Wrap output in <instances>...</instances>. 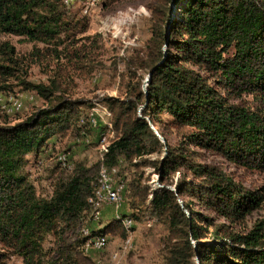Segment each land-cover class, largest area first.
<instances>
[{"label":"trees","instance_id":"16d2710c","mask_svg":"<svg viewBox=\"0 0 264 264\" xmlns=\"http://www.w3.org/2000/svg\"><path fill=\"white\" fill-rule=\"evenodd\" d=\"M159 1L137 65L142 72L137 86L124 99L101 101L111 113V129L101 127L98 134H113L103 163L89 168L78 163L69 177L54 183L48 199L36 194L24 173L25 157L40 154L54 137L79 133L86 105L68 100L57 80L48 86L26 82L18 76L25 56L0 44V94H11L16 81L45 101L60 96L12 126L0 105V264L7 254L20 264H93L82 253L89 241L117 229L126 238L122 223L139 220L134 213L88 229L87 237L75 235L86 212L92 213L101 169L117 167L115 180L125 181L120 176L125 163L133 169L124 190L131 208L167 230L163 264H264V186L246 189L225 164L209 161L217 157L235 168L264 172V0ZM65 9L64 0H0V34L42 44L31 54L39 60L53 54L83 68L86 48L70 42ZM149 74L144 92L141 82ZM148 169L158 178L156 187L144 181ZM258 212L262 218L251 221ZM219 220L224 223L216 224ZM47 237L56 242L53 256L43 247Z\"/></svg>","mask_w":264,"mask_h":264},{"label":"rangeland","instance_id":"374dc122","mask_svg":"<svg viewBox=\"0 0 264 264\" xmlns=\"http://www.w3.org/2000/svg\"><path fill=\"white\" fill-rule=\"evenodd\" d=\"M159 2V0H70V3H66L64 0L66 14L69 15L68 22L72 26L68 38L74 47L86 48L84 67L80 69L68 65L64 59H56L53 54L46 55L40 60L32 57L33 48L42 49L44 47L42 44H33L19 37L0 34V44L7 42L13 45L17 55L26 58L22 64L23 73H26H19L18 76L33 85L48 86L52 80H57L67 92L64 96L68 100L79 101L86 105L82 108L83 115L79 123L82 128L79 133L71 130L66 136L54 137L40 154L37 156L29 154L25 157L23 171L28 175L38 196L48 199L52 194L54 183L60 178L66 179L71 175L72 171H66L58 165L59 157L63 153H70L69 158L74 167L78 163H83L87 168L98 162L103 163L105 148L113 134L110 131L105 132L104 139L98 134L101 127L107 126L109 130L111 129V113L101 101L105 97L124 99L129 90L137 86L142 76L137 65L152 35L155 21L152 10ZM171 8L174 9L175 6L171 5ZM90 11L92 12L89 13ZM59 50L61 48H58ZM145 79L141 82L142 90ZM12 85L11 94H0V105L9 115L7 119L11 126L26 121L40 110L48 109L60 97L59 94H55L49 102L43 100L34 91L21 90L16 86V81ZM89 115L108 117L109 120H104V124L99 122L97 128L95 121L90 122L91 118L83 122ZM169 140L174 141L171 137ZM209 161L225 164L227 173L246 189L252 190L264 186V172L257 173L235 168L217 157L209 156ZM132 172L133 169L127 163L120 168V176L127 181V185ZM117 173L118 169L116 175ZM144 179L145 182L149 180L148 184L151 187L158 185L157 176L152 170H146ZM92 201L93 198L91 204ZM123 202L119 208L103 207L98 222H95V205L92 204L91 215L86 212L83 223L75 230V235L81 234L84 237V231L88 229L90 232L102 229L100 227H104L112 219L134 213L139 220L132 219V221L128 218L133 226L125 224L127 237H122L121 229H117L113 234L102 236L100 251L90 250L87 244L82 247L83 256L88 257L93 264H163L161 250L162 240L167 236L165 226L143 215L142 209H132L128 192L123 195ZM179 203L181 204L180 200ZM200 211L204 215L214 217L209 211ZM261 218L262 212L254 213L250 217L251 221ZM222 223L223 220L216 222V224ZM128 227L133 229L129 230ZM69 240L73 243L75 238L72 236ZM43 247L53 256L56 242L52 237H47ZM73 257L75 259L76 254ZM6 264H20V259L7 254Z\"/></svg>","mask_w":264,"mask_h":264},{"label":"built area","instance_id":"2783aa9c","mask_svg":"<svg viewBox=\"0 0 264 264\" xmlns=\"http://www.w3.org/2000/svg\"><path fill=\"white\" fill-rule=\"evenodd\" d=\"M85 1H93V0H85ZM91 12L92 11H90L89 13ZM87 16H88V13H87ZM89 116L93 121H95L97 127H98L99 122H102L104 124V120H109L108 117H98L97 115H89ZM58 165H62L60 161ZM116 169H117L116 167H113L112 171H110L109 173H104L95 185L96 192L98 189H106V194H109V201H102V199L97 198V203L94 206L95 222H98L99 220L100 210L103 207L110 206V202H112L113 198H120V200L123 202L122 193L120 191V184L122 183V181L115 180ZM84 237H87V236H84ZM88 246L90 250L92 251H99V241H97L96 243H92V245H88Z\"/></svg>","mask_w":264,"mask_h":264},{"label":"bare ground","instance_id":"6f19581e","mask_svg":"<svg viewBox=\"0 0 264 264\" xmlns=\"http://www.w3.org/2000/svg\"><path fill=\"white\" fill-rule=\"evenodd\" d=\"M65 2H69L70 3V0H65ZM72 4V3H71ZM94 5V4H93ZM99 117V116H98ZM109 119V118H108ZM85 122V121H84ZM90 122H94L92 119L90 120ZM85 124V123H84ZM104 139V138H103ZM69 154L70 153H63L62 155H60L59 157V161L60 163L62 164L61 166L66 170V171H72L74 169V164L71 163L70 161V158H69ZM110 171L103 167L101 169V172H100V175H99V178L97 179V182L99 181L100 177L104 174V173H109ZM125 190V181H122V183L120 184V191L122 193V199H123V194H124V191ZM97 198L98 199H102V201H109V194H106V189H98L97 192L95 193V201L94 203L96 204L97 203ZM122 202L120 200V198H113L112 199V202H110V206H113L115 208H119L121 205H122ZM131 220L129 219H126L123 221V226L125 227V224L128 226V224H130ZM130 225L133 226V223H131ZM129 228V227H128ZM132 227L129 228V230L131 229ZM128 232V231H127ZM84 234L85 236H88L89 235V232L88 231H84ZM102 238L100 237H95L94 239H92L91 241H89L87 243V245H92V243H96L97 241H99V251L100 249L102 248ZM129 242V241H128ZM125 247V246H124ZM117 255V254H116Z\"/></svg>","mask_w":264,"mask_h":264},{"label":"water","instance_id":"95a60500","mask_svg":"<svg viewBox=\"0 0 264 264\" xmlns=\"http://www.w3.org/2000/svg\"><path fill=\"white\" fill-rule=\"evenodd\" d=\"M150 76H151V74H149L147 77H146V79H145V81H144V85H143V91L145 92V87L148 85V83H149V79H150ZM153 129V128H152ZM156 133V132H155ZM158 136V135H157ZM159 137V136H158ZM160 138V137H159ZM160 140L161 141H163V139L162 138H160ZM157 180H158V178H157ZM196 263H197V260H196Z\"/></svg>","mask_w":264,"mask_h":264}]
</instances>
